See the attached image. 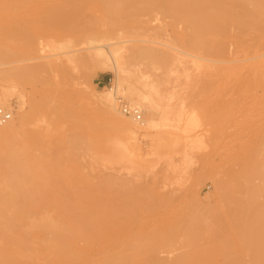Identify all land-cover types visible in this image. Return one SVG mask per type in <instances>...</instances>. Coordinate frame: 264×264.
Wrapping results in <instances>:
<instances>
[{
  "label": "rangeland",
  "instance_id": "374dc122",
  "mask_svg": "<svg viewBox=\"0 0 264 264\" xmlns=\"http://www.w3.org/2000/svg\"><path fill=\"white\" fill-rule=\"evenodd\" d=\"M200 4L25 0L22 7H0V108L10 113L5 124L11 125L9 134L0 136V222L16 212L6 203L10 193L20 191L14 179L20 168L8 155L16 147L37 162L36 183L43 188L34 197L41 206L26 212L20 208V213L72 218L75 232L88 237L85 245L75 241L74 248L83 249L80 259L75 248V264H264V72L248 71L253 61H247L256 50L255 36L264 35V24H236L227 4L217 23L211 8L201 10ZM202 24L209 28L206 53L198 48ZM217 34L226 50L215 55ZM89 40L94 46L119 48L125 57L124 83L159 105H178L184 110L182 120L190 114L195 118L194 128L181 132L185 137L178 148H167L176 152L164 150L169 158L158 157L163 150L152 153L155 130L143 131V108L135 121L112 102L115 114L134 129L138 149H132L120 126L117 132L109 130L117 122L105 117L106 109L92 95L107 93L115 78L106 67L80 58L93 46ZM138 43L167 50L179 60L166 65L144 57L131 49ZM131 51L137 56L131 57ZM48 61L66 65L43 72L25 67ZM140 80L153 83L154 89L141 87ZM117 95L131 106L138 100Z\"/></svg>",
  "mask_w": 264,
  "mask_h": 264
},
{
  "label": "bare ground",
  "instance_id": "6f19581e",
  "mask_svg": "<svg viewBox=\"0 0 264 264\" xmlns=\"http://www.w3.org/2000/svg\"><path fill=\"white\" fill-rule=\"evenodd\" d=\"M24 1L25 0H0V7H4V9H8L10 7L11 8L12 7L18 8V7H22L23 6ZM224 4H227L228 7L229 6L231 7V12H230L231 14H229V15H231V17H232V14H233L232 12H235L234 20H235L236 24L243 25L246 28L252 27L253 26L252 24L257 23L259 21H262V24H264V0H201V4L200 5L202 7H204V8L201 9L200 5L198 7H200L201 10L205 9L206 6L209 9L211 8V11L214 12L215 17L219 18V20H218L219 22H217V23H221V20L223 19L224 15H225L224 11L221 10V7ZM204 5H206V6H204ZM232 7H234V9L236 11L234 9H232ZM200 9H198V10H200ZM231 20L233 21V19H231ZM204 24H202V25H204ZM201 31H202L203 35H202V38L200 39L201 44H200V46L198 48L200 49V51H204L206 53V52H209V50H210L209 47L207 46L209 40H207V38H205V34L207 32H209V28H208L207 24H206V26L204 25V27H202ZM261 31L264 32V27H261ZM115 33H114V35H115ZM108 35H109V33H108ZM93 37H95V36H93ZM121 37H118V38H121ZM220 37H221V35L219 36V34L214 36L213 47H212V52L214 54L215 53L218 54L221 51L223 52V50L226 48V47H224L225 41L223 40V37H221V38ZM89 38H90V36H89ZM108 38L113 40V37L112 38L108 37ZM255 39H256V44H255L256 50L254 49L253 54L250 55L249 58L247 59V61H253V63L248 65V68H249L248 71H255V73L257 71V72L260 73V71L264 72V44H261V40H264V35H262V36L260 34L256 35ZM98 40L96 42H98ZM124 40H126V39H124ZM31 41H33V39ZM108 41H110V40H108ZM117 41L119 42L121 40H117ZM238 41H239V39H238ZM28 42H29V40H28ZM91 42H92L93 46L88 43L90 45L89 46L90 48L88 47L89 50L87 49L88 51L86 53H84L83 55L79 54L80 58H82V59L86 58V60H87V58H89L88 60L91 59L92 62L95 64V66H99L100 65V66L106 67L107 69H109L111 71V73L113 74V76L115 78V83L107 89V93H100L99 92L98 95H92L94 97V99L99 101L103 105L102 107H104L106 109V114H105L106 116L105 117H107V119H108L109 118L108 116H110V118L114 119L113 122H115V121L117 122V124L112 125L109 130H111L113 132H115V131L117 132L116 128H118L120 126L121 127V131H123V136H127L129 138V142L132 141V143H133L132 144V149L134 150L136 148V145H135L136 133L133 131L134 129L131 130L128 127V125H130V124L127 123L125 120H123L122 118L118 117V115L115 114L114 108L115 107L117 108V106H115V107L112 106V102L115 103V97L118 96L117 95L118 93H119V95L121 93H127V94H130L132 96L135 95L138 98V100H136V102H135L133 100L134 98L132 99L133 103L134 102L136 103V104L134 103L135 106H133V107H136L137 109H142L143 108L144 111L146 112V115H147L146 121L142 124V125L145 126L144 129L142 128L143 131L149 132L151 129L155 130L153 136L151 137V146H152V150H153L152 153L154 152L153 154L156 155L157 151L163 150L162 153L158 152L159 153L158 157H160V156L162 157V155L164 154L163 155L164 157L169 158V156H170L169 153L168 154L166 153V155H168V156L165 155V152L168 150L167 148H169V147L172 148L174 145L179 143L180 142V138H182L181 136L185 137L183 133L189 132L190 130H192V128H194L195 123H196L195 122V118L192 117L191 114H190V116H186L188 118H186L185 120L183 119L184 120L183 121L182 120V117H183L182 116L183 115L182 111H184V110L183 109H179L178 105L175 104V107H174V104H170V105L169 104L168 105L167 104H165V105L161 104V105H159L156 101L149 100L147 95L145 93H143L141 91V89H137L134 85L129 86L128 84H126V82L124 83V79L125 78L124 79H122V78L125 77L124 74H125V71H126V69H125V67L123 65V61H124L125 57H124V55H122L121 51L118 50L119 48L117 47L118 49H114V48L112 49V47H114V46L109 48V47H107L108 45L105 47L106 44H104V46L99 45V44L94 46V42L90 41V43ZM239 42H241V41H239ZM122 45H124V44H122ZM138 45H139V43H138ZM140 45L138 47L133 45L131 47V49L132 50H134V49L138 50V52L140 54L144 53L143 54L144 57H146V55L150 56L151 57V58L149 57L150 59H153V60L158 61L160 63H165L166 65H168V64L169 65H173L174 62L179 60L178 58H176V59H175V57L173 58V55L171 57V54H169L170 52H168L167 50L166 51L162 50V49L160 50V48H158L159 49L158 50L157 48H155V47H153L151 45L150 46L149 45H147V46L142 45V47ZM126 46L128 48V44ZM227 46H228V44H227ZM229 51H231V49H229ZM132 53L136 54L135 52H132ZM227 53L230 54V52H226V54ZM134 54H131V57L132 56H137L138 53L136 55H134ZM71 55H73V54H71ZM188 55H191V54H187L186 56H188ZM73 56H72V59L74 58ZM79 56H78V58H79ZM127 56H129V55H127ZM138 56H140V55H138ZM193 56L197 57L196 55H193ZM78 58H77V60H78ZM222 58L223 57H221V59ZM69 59L72 60L71 58H69ZM173 59H174V61H173ZM200 59H202V58H200ZM227 62L232 63L230 58L227 60ZM55 63L56 62H52V61L51 62L48 61L46 63H44V62L41 63L40 62L39 64L38 63L37 64H32V65H28V66H25V67L27 68V70L29 72H31V71H35V72L42 71L43 72L45 69H48V68L56 70L57 67L61 68L62 66L66 65V64L64 65L61 61L59 63H61L62 65L58 63V65H59L58 66L57 63L56 64ZM170 63H172V64H170ZM183 63H184V61H183ZM221 63H223V62L221 61ZM174 64H176V63H174ZM91 65H93V64H91ZM196 65H197L196 67L198 69L200 67V65L198 63ZM231 65L229 67L227 66V68L229 70L230 69L233 70L234 67H235V66L231 67ZM218 66L221 67V65H219V64H218ZM218 66H217V68H219ZM67 67H66V69H67ZM62 68H64V67H62ZM248 68H246V69H248ZM235 69H237V68H235ZM16 70H18V69H16ZM65 70H63V71H65ZM222 70H223V68H222ZM238 70H236V71H238ZM21 71H22V69H21ZM89 71H90V69H89ZM225 71H227V69H225ZM35 72H32V73H35ZM20 74H21V72H20ZM26 74L28 75V72ZM30 75H31V73H30ZM186 77H187V75L185 76L184 79H186ZM182 80H183V78H182ZM182 80H180V81H182ZM188 81H191V80L188 79ZM204 82H205V80H204ZM123 83L126 84L125 87H123V85H122ZM180 84H182V82ZM183 84H185L183 86H187L186 83H183ZM139 85L141 87H143V88L146 87V88H149V89H154V84L153 83H148V82L146 83L144 80H140ZM184 88L182 87V90ZM262 88H264V87H262ZM189 90H191V88ZM185 91H186V89H185ZM89 94H92V93H89ZM95 94H97V93H95ZM3 95H2V97H3ZM226 95H228V94H226ZM237 98H239V97H237ZM2 99H4V98H2ZM42 100H44V99L41 98L40 101H42ZM227 100H228V98H227ZM231 100H232V98H231ZM45 101H46V99H45ZM137 101H139V103H137ZM183 101H184V99H183ZM197 102H198V100H197ZM234 102H235V100H234ZM159 106L161 107L160 112L158 111V107ZM180 107H181V105H180ZM116 110H118V108ZM103 112H105V111L103 110ZM118 112H119V110H118ZM192 115H193V113H192ZM75 122H78V120L76 119ZM117 125H118V127H116ZM10 126L8 124H5L4 127L2 126L0 128V136H7V134H9V131H10L9 130ZM157 127H160V128L157 129ZM47 128H50L49 124L47 125ZM88 128H89V126H88ZM118 129L120 130V128H118ZM93 130H94V128H93ZM178 130H182V131H179L180 133L183 132V133H181L182 135L179 134ZM78 132H80V131H78ZM74 134H76V132ZM124 134H126V135H124ZM76 135H78V133ZM80 136H83V135L81 134ZM77 138H78V136H77ZM80 139L81 138H79V141H77L78 139H76L77 143L78 142H80V143L82 142V141H80ZM76 141H74L75 144H76ZM179 145H180V143H179ZM176 148H178V144H177ZM176 148H175V150H176ZM136 149H138V148H136ZM164 150H165V152H164ZM170 150L167 151V152H170V154H172V152L175 151V150L174 151L171 150L172 151L171 152ZM180 151L181 150L179 149V152ZM155 152H156V154H155ZM128 153H131V152H128ZM136 153H137V151H136ZM160 153H161V155H160ZM134 154H135V152H134ZM8 155L10 156L11 160L16 162V166H19V168H20V169H17V172H16L17 173V178L15 177L16 175H12L11 176V177H15L14 179H16L15 181H16V184H17L16 188L18 189V187H19V189L17 191H19V190L20 191H19V193H17V192L13 193L11 188H10V191L13 194L10 193L11 196L9 195V197L7 198L6 203L8 205V208H10V211H12V212L16 211V212H14L16 215L15 214L14 215H10L12 212H10L7 209L9 211V215L10 216L7 217L6 219L3 218V220L0 222V229L2 228V230H0V264H75L76 263V254H75L76 251H75V248L77 247V245H76V247L74 248L75 241L77 240L79 242H82L83 245H85L86 242L88 241V237L82 232H75L73 220L70 217H68V218H56V217H53L52 215H39V216H31V215H29V216L26 215L25 216L24 215L23 216L22 213H20L21 209L23 210L22 212H26L29 209H33V208H36L38 206H41L40 201L38 199H34V197H37L38 192L40 193V191H38V190H41V189L43 190V188L40 189L41 186L38 183H36L39 180V174L35 170V166H37V162L31 156L27 155L26 153L21 154L20 151H18L16 147H13ZM137 156L140 157V155H138V153H137ZM9 169H11V168H9ZM31 169H33V170H31ZM13 174H14V172H13ZM0 178H3V177L1 176ZM8 178L10 179L9 175H8ZM10 180L12 181V179H10ZM85 180H83L82 183H86ZM11 184H13V182L10 183V185ZM10 187H12V185ZM12 189H13V187H12ZM14 190H15V188H14ZM15 196H18V197L21 196L19 198L20 202H19L18 197H16L18 200L14 199ZM17 201L19 202L20 207H18L19 204L17 205V203H16ZM16 207H18L19 213H18V211H17L18 209H16ZM19 215H20V217H19ZM79 242H77V244H79ZM76 249L78 250L79 248H76ZM80 250H83V249L80 248ZM80 250H78V252ZM78 255H79L80 259L83 257V254H80V252H79ZM216 255L219 256V254H216ZM212 259H214V258H212ZM206 262H208V261H206ZM161 263H163V262H161Z\"/></svg>",
  "mask_w": 264,
  "mask_h": 264
},
{
  "label": "built area",
  "instance_id": "2783aa9c",
  "mask_svg": "<svg viewBox=\"0 0 264 264\" xmlns=\"http://www.w3.org/2000/svg\"><path fill=\"white\" fill-rule=\"evenodd\" d=\"M115 103L119 112L124 116H129L135 121H140V111L131 105H128L120 96L115 97ZM10 120V113L0 108V126Z\"/></svg>",
  "mask_w": 264,
  "mask_h": 264
}]
</instances>
